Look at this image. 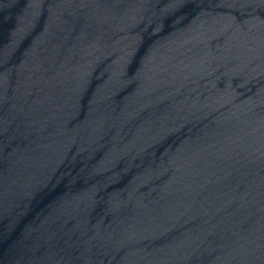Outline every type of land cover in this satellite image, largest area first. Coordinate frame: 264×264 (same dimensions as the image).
I'll list each match as a JSON object with an SVG mask.
<instances>
[{
  "label": "water",
  "instance_id": "water-1",
  "mask_svg": "<svg viewBox=\"0 0 264 264\" xmlns=\"http://www.w3.org/2000/svg\"><path fill=\"white\" fill-rule=\"evenodd\" d=\"M0 264H264V0H0Z\"/></svg>",
  "mask_w": 264,
  "mask_h": 264
}]
</instances>
